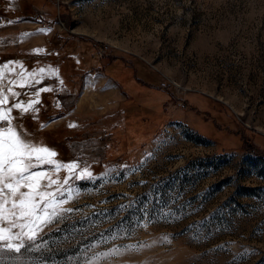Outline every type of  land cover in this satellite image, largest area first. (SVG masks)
Wrapping results in <instances>:
<instances>
[{
	"label": "rangeland",
	"instance_id": "rangeland-1",
	"mask_svg": "<svg viewBox=\"0 0 264 264\" xmlns=\"http://www.w3.org/2000/svg\"><path fill=\"white\" fill-rule=\"evenodd\" d=\"M0 98L74 189L5 264H264V0H0Z\"/></svg>",
	"mask_w": 264,
	"mask_h": 264
},
{
	"label": "snow or ice",
	"instance_id": "snow-or-ice-1",
	"mask_svg": "<svg viewBox=\"0 0 264 264\" xmlns=\"http://www.w3.org/2000/svg\"><path fill=\"white\" fill-rule=\"evenodd\" d=\"M3 104L4 99L0 98V105ZM20 108L17 103L8 111ZM29 110H34L32 105L23 112ZM0 121H8V115L2 108ZM55 155L54 151L34 144L13 127H0V264H5L6 253L22 255L27 251H39L43 247V228L65 212L73 211L62 205L65 202L63 197L74 189L58 187L55 193L46 191L48 185L40 184L46 173L35 170L43 165H54L51 157ZM63 166L71 171L75 165L68 163ZM84 172L87 175L76 176L75 179H94L87 169ZM55 183L49 180V184ZM64 184H68L67 178ZM112 251L115 252V249ZM13 259H19V256Z\"/></svg>",
	"mask_w": 264,
	"mask_h": 264
},
{
	"label": "built area",
	"instance_id": "built-area-1",
	"mask_svg": "<svg viewBox=\"0 0 264 264\" xmlns=\"http://www.w3.org/2000/svg\"><path fill=\"white\" fill-rule=\"evenodd\" d=\"M106 48H107V47H101V48H99V49H98V55H99V56H102L103 53L106 51V50H105Z\"/></svg>",
	"mask_w": 264,
	"mask_h": 264
},
{
	"label": "bare ground",
	"instance_id": "bare-ground-1",
	"mask_svg": "<svg viewBox=\"0 0 264 264\" xmlns=\"http://www.w3.org/2000/svg\"><path fill=\"white\" fill-rule=\"evenodd\" d=\"M89 82V81H88ZM85 90H84V92H86V91H88V89H89V84L88 83H86V85H85V88H84Z\"/></svg>",
	"mask_w": 264,
	"mask_h": 264
}]
</instances>
